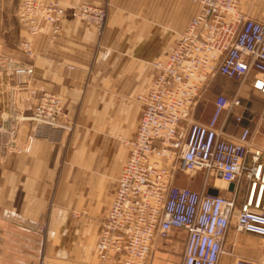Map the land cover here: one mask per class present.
<instances>
[{
    "label": "built area",
    "instance_id": "obj_1",
    "mask_svg": "<svg viewBox=\"0 0 264 264\" xmlns=\"http://www.w3.org/2000/svg\"><path fill=\"white\" fill-rule=\"evenodd\" d=\"M191 1L199 6L198 14L167 61L153 63L152 87L137 97L142 118L101 222L98 264H147L154 242L174 231L186 233L181 264H220L232 231L264 242V150L244 125L243 110L246 88L264 97V23L241 12L242 0ZM63 5L62 0H20L17 17L31 37L49 24L54 40L66 13ZM72 12L99 32L106 25V6L83 3ZM20 46L26 58L35 57L30 41ZM2 62L15 82L14 106L15 92L30 84L34 66L11 58ZM219 78L234 83L235 91L216 95L209 121L201 123L194 115ZM65 119L62 98L44 93L23 121L30 125L29 138L54 142L70 130ZM179 173H203V189L178 186ZM209 178L219 179L224 193L212 194ZM228 255L233 264H264V250L261 260ZM39 264L47 263L42 257Z\"/></svg>",
    "mask_w": 264,
    "mask_h": 264
},
{
    "label": "crops",
    "instance_id": "obj_2",
    "mask_svg": "<svg viewBox=\"0 0 264 264\" xmlns=\"http://www.w3.org/2000/svg\"><path fill=\"white\" fill-rule=\"evenodd\" d=\"M62 2L66 13L54 40L47 23L31 38L19 28L20 41L32 43L35 57L26 58L21 47L9 56L30 62L34 77L16 90L14 99L29 114L44 93L57 94L77 127L69 144L66 133L49 142L29 138V128L24 127L17 140L24 153L0 164V264H39L42 257L50 264H98L100 221L109 212L130 156L128 143L135 139L142 118L143 107L136 97L150 90L157 75L153 63L167 61L179 35L199 12L191 0ZM83 3L108 4L102 32L73 16L72 8ZM239 9L264 23V0H242ZM0 90L10 100L8 79L0 80ZM234 91V83L216 80L195 119L207 123L214 97ZM263 107L264 97L246 88L244 125L252 129L254 144L264 150ZM187 176L179 173L177 185L197 191L198 182ZM216 182L212 192L224 193L226 186ZM45 219L48 230L43 236L39 227ZM242 235L228 234L227 254L220 264H233L231 251L257 259L255 248L245 245ZM185 241L184 231L156 240L147 264H181Z\"/></svg>",
    "mask_w": 264,
    "mask_h": 264
},
{
    "label": "rangeland",
    "instance_id": "obj_3",
    "mask_svg": "<svg viewBox=\"0 0 264 264\" xmlns=\"http://www.w3.org/2000/svg\"><path fill=\"white\" fill-rule=\"evenodd\" d=\"M19 5H20V0H3V1L1 0L0 1V80L5 81V79H8V82L10 83V89L15 87V82L13 81V78L10 76H7L6 72L3 70L2 60L10 58L9 54L12 53L13 51L14 52L17 51L18 48L21 47L19 28L24 32V35H26L28 38H31V36L27 35V33L23 30L22 26L19 23V20L17 17ZM104 6L107 7V11H108V8H109L108 4L106 3ZM20 89L21 88H17V90H20ZM7 97H8L7 94L3 93L2 90H0V164L2 162H7V159L9 157H12L14 155L15 156L21 155L24 153L23 147L21 146V144H18L17 140L19 136L21 137L22 130L24 127L29 128L28 137H30L29 136L30 125L28 122L23 121V120L24 118L31 116L33 108H34L33 106V108L31 109V113L27 114L24 111L25 109H23L20 106V104L13 106L11 104V98L10 100H8ZM137 97H136V101H137ZM205 101L207 103V100L204 99V103ZM255 109H258V111H260L261 106H258ZM65 121L69 124V127H70V130L65 131L66 143L69 144L70 139L76 130L77 122L75 119L70 118L67 115V113H66ZM13 142L15 143L13 144ZM14 145H16V148L14 147ZM184 175L187 176L186 174ZM187 177H190L198 182L199 189L197 191H201L203 189L204 182H205V175L203 173L190 174ZM215 182H216L215 178H209L210 185H214ZM216 183L218 187L222 186L221 182H216ZM52 203H53V197L51 198L50 205H52ZM73 214H74V217L79 216V212H74ZM101 222L102 220L100 221V224ZM47 230H48V220L45 219L41 223L39 227V231L43 236H46ZM241 237L244 240L245 245L251 246V247L253 246L255 248L257 260H261L263 258V250H264L263 240L256 236L248 235V234H243ZM44 259L47 264H50L46 260V258ZM97 260H98L97 262H99L98 256H97Z\"/></svg>",
    "mask_w": 264,
    "mask_h": 264
},
{
    "label": "water",
    "instance_id": "obj_4",
    "mask_svg": "<svg viewBox=\"0 0 264 264\" xmlns=\"http://www.w3.org/2000/svg\"><path fill=\"white\" fill-rule=\"evenodd\" d=\"M231 189H233V185H231V187H230ZM212 194H214V195H216L217 194V192L216 191H213L212 192Z\"/></svg>",
    "mask_w": 264,
    "mask_h": 264
}]
</instances>
